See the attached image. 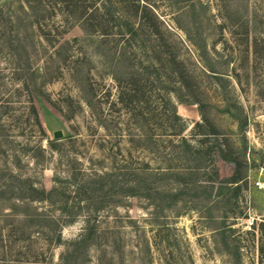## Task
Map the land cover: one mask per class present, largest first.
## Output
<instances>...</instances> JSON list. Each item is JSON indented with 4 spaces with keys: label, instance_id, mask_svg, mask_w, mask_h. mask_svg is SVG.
<instances>
[{
    "label": "rangeland",
    "instance_id": "1",
    "mask_svg": "<svg viewBox=\"0 0 264 264\" xmlns=\"http://www.w3.org/2000/svg\"><path fill=\"white\" fill-rule=\"evenodd\" d=\"M146 1L189 72L182 90L176 67L141 48L142 38L132 49L136 66L127 59L115 66L113 41L126 46L118 38L85 39L73 52L52 54L58 41L84 39L60 15L50 42L36 37L31 14L4 28L6 38L12 33L25 43L17 49L20 66L5 63L9 46L0 56V116L6 108L29 114L34 106L45 136L34 120L2 117L0 264H264V0ZM132 89L140 103L127 101ZM172 104L191 146L206 141L199 152L178 137L177 148L169 143L176 139L168 135L179 134L178 127L164 129ZM197 123L203 127L192 130ZM47 138L59 143L56 151ZM147 165L177 175L152 176ZM56 174L77 179L67 193L73 222H64L60 197L29 204L19 189L5 187L20 185L13 177L21 175L50 191Z\"/></svg>",
    "mask_w": 264,
    "mask_h": 264
},
{
    "label": "trees",
    "instance_id": "2",
    "mask_svg": "<svg viewBox=\"0 0 264 264\" xmlns=\"http://www.w3.org/2000/svg\"><path fill=\"white\" fill-rule=\"evenodd\" d=\"M198 3V5L204 7L201 2ZM20 14H23L27 21H30L31 15H34L35 21L31 24L36 26L34 30V33H38L36 34V37H38V39H46L45 41L49 42L52 41L54 37V30H59L56 22L54 21L59 15L65 18L66 23H70L71 25L77 26L81 29L84 34V39H73L70 41H64V43L58 41L57 46H55L56 48L54 47L55 50L52 52L54 55L60 54L62 50H65L66 53L73 52L75 47H73L72 44H80L85 39L118 38L120 39L119 41H125L126 46H123L121 49H119L120 43L118 41H113V47L110 48V51H114L115 53L113 58L115 63L114 65L119 66L122 64V62H126L128 60L132 66H136L137 57L132 49L134 45H136L137 41L142 38L144 43L142 44L141 48H144L146 51L151 49V51L154 53L162 54V56L165 58L164 62L168 63V65L170 64L176 67L177 72L175 71V73H177V89L182 90L187 85V79L190 76L188 70L185 67V63L172 53L171 50H173V45L168 39H166L160 16L158 15L156 8L146 0H9L0 6V30L2 31L0 34V56H2L4 51L7 50L5 49V46H9L11 50L7 51V60H5V63L8 65L15 63L17 66H20L21 64V56L18 54L17 49L20 47V45L25 43V39L19 35L13 36L12 33H10L8 38H6L7 36L4 33V28L9 26L14 28L16 27L17 23L21 25L24 22L20 17ZM49 21H51V25L47 24ZM60 27L63 29L62 26ZM53 28L54 30L52 31ZM67 32V30H62V32L59 34L62 36L61 39L65 37ZM41 42L42 41L40 40V43ZM32 43H35V37L32 39ZM109 43V41H103V45L106 47L109 45ZM129 50L132 52L131 57H127V52ZM72 57L74 56L72 55ZM29 58L30 57L28 56L27 62L29 61ZM70 59H72L71 55L66 57L65 62ZM161 61L163 62V60ZM161 61L160 63H162ZM147 63L149 64L148 66H157L154 62ZM140 64H143V62H140ZM137 82L140 83L141 81ZM142 86L146 87V84ZM145 89L146 88L143 87L140 91L142 92L143 90V96L148 95L147 98L150 102L152 96L149 95V91L145 95ZM122 90L123 88L121 86V91ZM130 91L131 94L129 95V100L127 99V101L131 105L140 103V99L138 98L139 90L132 89ZM120 100L121 102H124V98L122 96L120 97ZM168 103L171 104V101H168ZM182 103L188 102L181 101V104ZM172 105V113L170 115H163L165 120L164 127H166L164 129L176 130L178 127L179 134H177L176 131V133L168 135V137H174L176 139L175 142L169 141V143L173 146V148H177L178 137L179 142L185 145L190 152H199V147H203L206 141H200L199 147L191 146L189 141L183 136V133L187 129V122L178 115L175 105ZM3 116L7 117L16 124L20 123V121H23L24 118L28 121L34 120L35 126L42 132V135L45 136L39 114L34 106L31 107L29 114H25V112L22 113L14 111L11 108H6V111L1 113L0 116L1 129H4V124L6 123L4 118H2ZM150 120L151 119H146V122L149 123ZM205 121L206 120L203 118V122ZM202 127V123H197L192 128V130L200 129ZM209 135L215 136L216 134L213 133ZM151 140L153 141L152 138ZM47 141L51 150L56 151L59 143L48 138ZM221 153H223L222 150ZM224 159L234 163L237 169L240 168L239 162L232 156H225ZM145 169L146 172L152 173L150 175L162 178L165 176L169 177L177 175V172L172 167H159L151 169L150 166L147 165ZM131 175L135 176L136 179L140 178L135 173ZM68 176L69 175L62 177L56 174V186L50 191H47L43 186H37L30 179H26L21 175L19 177H13L14 180H16L20 185L6 184L5 187L7 191H12V193L16 189H19L21 193L19 196L20 201L27 202L29 204H56L58 201H54V197H60L65 202L64 207L60 209L63 215H67V219L64 222H73V218H75V216L69 214L67 193L70 192L71 187L76 185L77 179L76 177H73L72 180L71 177ZM138 181L141 182L142 178L138 179ZM145 182L144 184H146ZM238 183L239 179H235L233 182H231L233 185H237ZM135 189L131 192L134 196L137 195V193H135ZM69 217H72V219L68 220ZM48 222H61V220H51L50 218ZM58 227L59 226L56 225V228ZM88 232L90 234L92 231L89 230ZM82 240H84V237L78 242L72 243V246L77 247L84 243ZM62 244V238L59 234L56 238V245L61 246Z\"/></svg>",
    "mask_w": 264,
    "mask_h": 264
},
{
    "label": "water",
    "instance_id": "3",
    "mask_svg": "<svg viewBox=\"0 0 264 264\" xmlns=\"http://www.w3.org/2000/svg\"><path fill=\"white\" fill-rule=\"evenodd\" d=\"M54 140L59 141L63 138V133L61 131H57L53 135Z\"/></svg>",
    "mask_w": 264,
    "mask_h": 264
},
{
    "label": "built area",
    "instance_id": "4",
    "mask_svg": "<svg viewBox=\"0 0 264 264\" xmlns=\"http://www.w3.org/2000/svg\"><path fill=\"white\" fill-rule=\"evenodd\" d=\"M260 185V184H259Z\"/></svg>",
    "mask_w": 264,
    "mask_h": 264
}]
</instances>
